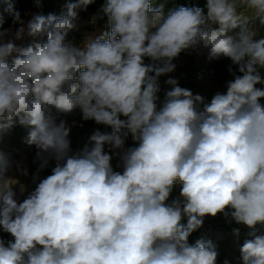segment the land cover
I'll list each match as a JSON object with an SVG mask.
<instances>
[{"label":"clouds","instance_id":"clouds-1","mask_svg":"<svg viewBox=\"0 0 264 264\" xmlns=\"http://www.w3.org/2000/svg\"><path fill=\"white\" fill-rule=\"evenodd\" d=\"M93 2L68 0L60 15L26 24L12 0L0 4V135L18 123L30 129L37 172L55 162L19 201L0 151V231L12 237H0V264H217L216 243L189 238L218 214L249 229L242 264H264V0H207L206 14L180 6L167 15L154 0H105L110 31L77 45L67 34ZM6 16L21 25L14 38ZM25 34L31 42L17 45ZM201 42L209 61L230 59L226 92L206 102L169 76L161 100L160 78ZM75 109L110 131L73 152L57 121Z\"/></svg>","mask_w":264,"mask_h":264},{"label":"rangeland","instance_id":"rangeland-1","mask_svg":"<svg viewBox=\"0 0 264 264\" xmlns=\"http://www.w3.org/2000/svg\"><path fill=\"white\" fill-rule=\"evenodd\" d=\"M2 1L3 0H0V4L3 3ZM67 2L68 0H61L63 8ZM94 3L95 2L89 5L86 10L78 13L79 19L77 24L79 25V29L68 33L67 39L74 41L77 45H81L88 36L98 35L104 30L110 31L107 26V17L100 11L105 0L102 1L101 5L91 10L90 6L94 5ZM204 10L206 14V7H204ZM94 17H98L95 23H93ZM22 20L26 24V20ZM10 29L12 33L6 39L14 38L12 34L17 30L14 28ZM26 37L27 35L25 34L22 40L15 41L16 44L27 46ZM257 38H264V27L259 28V35ZM208 51L209 49L205 48L201 42L196 50L182 52L180 56L173 61L177 65L175 71L168 74V76H162L160 78L162 88L160 93L161 100L163 99L164 92L169 88V86L164 84V81L169 76L177 78L181 87L190 89L193 94H200L203 96L206 102H210L215 93L226 92V83L233 79L232 75H227L226 73L228 67L231 65V61L225 57L209 61L207 59ZM145 62L148 63L150 61L146 59ZM60 119L65 120L67 126L70 128L69 140L73 152L82 149L83 146L88 143L89 137L97 129L100 131H110L106 126L97 125L92 120L83 121L79 109H75L69 114H61L57 122H59ZM81 124H83L82 127L80 126ZM29 130L30 129L18 124V126L15 125L10 131L0 135V151L7 154L12 162V166L7 175L19 181V184L14 186L19 201L25 199V197L35 189L39 180L50 175L52 167L55 166V162H52L48 168L37 172L38 164L33 163L37 150L34 145L30 146L26 143ZM126 146L135 147L138 146V144L129 137ZM120 163L118 156L113 158L112 165L115 171H122V167H118ZM17 164L22 167L26 166L29 170V174L27 176L22 175L17 170ZM34 175L37 176L35 181L33 179ZM20 184L25 186V192L23 194L20 193ZM180 190L181 185L179 181H177L170 194V202L172 199L179 196ZM234 228L240 229L239 242L236 241L233 235L232 230ZM248 231L249 229L242 224L238 225L235 222L231 224L226 223L222 214H218L215 218L207 216L204 218L203 226L190 236L189 243L194 244L195 241L200 238L211 239L218 245L217 250L219 255L217 264H223L225 259H228L230 264H242L239 255V245H242L244 239L247 238L246 234ZM260 231L264 232V228H261ZM0 237H3L6 241L12 239L9 234L3 233L2 231H0Z\"/></svg>","mask_w":264,"mask_h":264},{"label":"trees","instance_id":"trees-1","mask_svg":"<svg viewBox=\"0 0 264 264\" xmlns=\"http://www.w3.org/2000/svg\"><path fill=\"white\" fill-rule=\"evenodd\" d=\"M103 0H94V5L90 6L91 10L95 9L98 5H101ZM3 2V1H2ZM15 9L20 12L21 19H25L26 23L32 18L33 14H43L48 15L49 13L60 15L64 9L61 5V0H41V4L38 7L35 3V0H13ZM160 3H164V12L165 15L168 14L169 10L178 8L180 6L186 7H201L206 6L207 0H154L151 7L156 8ZM19 24L13 23V19L10 16H6V22L4 28H14L18 29ZM68 37V34H67ZM27 43L31 42L30 37H26ZM46 41V37L44 38ZM261 75L264 76V69H260ZM227 75L230 73L226 71ZM256 87L264 88V85H256ZM261 103L264 104V99L261 100ZM18 126V123L16 124ZM170 202V198H169ZM186 222V220H185Z\"/></svg>","mask_w":264,"mask_h":264}]
</instances>
